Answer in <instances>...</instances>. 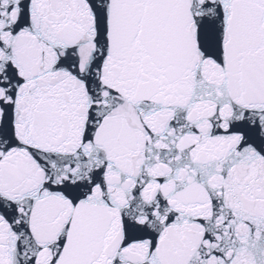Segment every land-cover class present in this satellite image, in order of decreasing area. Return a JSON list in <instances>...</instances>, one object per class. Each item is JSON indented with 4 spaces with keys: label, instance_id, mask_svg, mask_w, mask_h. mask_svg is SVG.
I'll list each match as a JSON object with an SVG mask.
<instances>
[{
    "label": "snow or ice",
    "instance_id": "1",
    "mask_svg": "<svg viewBox=\"0 0 264 264\" xmlns=\"http://www.w3.org/2000/svg\"><path fill=\"white\" fill-rule=\"evenodd\" d=\"M0 264H264V0H0Z\"/></svg>",
    "mask_w": 264,
    "mask_h": 264
}]
</instances>
